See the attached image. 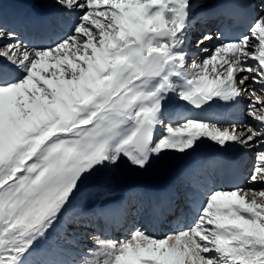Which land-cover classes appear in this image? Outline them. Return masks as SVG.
Segmentation results:
<instances>
[{
  "label": "snow or ice",
  "instance_id": "obj_1",
  "mask_svg": "<svg viewBox=\"0 0 264 264\" xmlns=\"http://www.w3.org/2000/svg\"><path fill=\"white\" fill-rule=\"evenodd\" d=\"M21 2L52 12L10 26ZM225 15L247 30L213 31ZM245 100L248 123L215 111ZM206 142L252 155L244 187L186 190L174 162ZM152 170L172 181L132 184ZM112 215L124 238L79 248ZM0 264H264V0H0Z\"/></svg>",
  "mask_w": 264,
  "mask_h": 264
},
{
  "label": "rangeland",
  "instance_id": "obj_2",
  "mask_svg": "<svg viewBox=\"0 0 264 264\" xmlns=\"http://www.w3.org/2000/svg\"><path fill=\"white\" fill-rule=\"evenodd\" d=\"M198 36H199V31H196L192 35V38H191L192 39V43L189 46V50L192 51V52H194V53H196L199 58H202L205 54L200 53L198 51V49L196 48V45H195V40H196V38ZM246 104H247V101L245 100L239 106V113H237V114L235 113V110H228V109H223V108H218L215 111H216V113L218 115H222V116H224V117H226L228 119H231L232 118V119L236 120L237 122H239V121H244L245 122V121H248V117H247L246 113L243 112L244 106ZM191 115L192 116H199V115H203V114L198 113V112H192ZM244 117H245V120H244ZM238 126H239V123H238ZM207 145H212V144L211 143H208V142L202 144L201 147H200V149L198 150V155H197V157L195 159H192V158H185L183 160L177 159L174 162V165L176 167L186 168V165L189 166V168L187 169L186 174L184 176V180L186 182V185L193 183L194 180H195V174L198 172V170H201L200 167H199L200 166V160H201V158L203 157L205 159H210V158L213 157V156H211L207 152V150H206V146ZM233 149L234 150L237 149V151H239L238 148H233ZM251 163H252V160H251ZM207 170H208V174H209V177H210L211 186L213 187V186L217 185V180H219L218 187H220V185H222L224 183L223 178H221V176H218L215 173H213L212 172V169L208 168ZM192 175H193V179L190 180L191 179L190 177ZM198 175H200V178H201V171L198 173ZM246 176H247V174H246ZM246 176L244 177V179L242 181L245 180ZM187 179H189V180H187ZM171 181H172V174L170 172L163 173V172H160L158 170H152L149 173L144 174L138 180L133 181L132 184L134 186L139 187V188H143V187H147L146 184L148 182H163V183L166 184V182L170 183ZM244 182H246V180ZM194 184H195V186L193 187V190L195 191L197 187H196V183L195 182H194ZM238 185H240L241 187H244L241 184H238ZM148 187H151V186H148ZM151 188H153V187H151ZM227 188H230V187H226V189ZM186 190L187 191L192 190V187L187 186ZM128 193L129 192H127L125 190H119L118 193H117V195L115 196V198L112 201H110V203H116L117 200L120 201L121 199H124V201H125L126 200L125 198L130 194V193L129 194ZM133 194L136 195V194H138V192H133ZM203 198H204V196H203ZM100 206L101 205L98 202L97 203V207H100ZM80 208H81L80 203L74 204L69 209L68 215L71 216V215L79 214ZM141 210L143 211V209H141ZM98 219L99 218H97L95 220V223H96V221ZM101 226H103V225H101ZM78 231L81 233V235L79 237V248H81V249H89V248H92L94 242L91 239L90 233L93 232V231L95 232L96 235L101 236V238H116V239H123L124 238L123 233H120L119 235H115V233H114L113 235L106 236L105 233L103 231H101L100 228L99 229H91V230H88V229H78ZM89 258H91V257H89Z\"/></svg>",
  "mask_w": 264,
  "mask_h": 264
},
{
  "label": "bare ground",
  "instance_id": "obj_3",
  "mask_svg": "<svg viewBox=\"0 0 264 264\" xmlns=\"http://www.w3.org/2000/svg\"><path fill=\"white\" fill-rule=\"evenodd\" d=\"M40 10H42V8L33 9V8L27 6L25 3H9L6 5L5 21L7 23H9L10 26L15 27L16 26L15 19H14V21H12L11 17H15L16 14H18V13H20V14L27 13V14L32 15L33 13L39 12ZM44 10H46V13H48V14H51V12H52L51 9H44ZM18 30H21L22 34H23L22 29H18ZM211 47H212V45H209V48H211ZM235 113L236 114L239 113V107L235 109ZM244 120H245V117H244ZM248 122L249 121H245L244 123H248ZM226 153H228L230 156L227 160H225L223 158V155H225V153H219V154L213 156V157H216L218 159V161H221V163L217 167L213 168V172L217 173V175L222 174L224 181H225L224 182L225 184L232 183V182H234V183L240 182L239 184L245 186L246 182H244L245 180L244 181H242V180L244 179V176L247 174L248 169L251 166L252 155L250 153H242L240 151H237V149L234 150L233 148L230 149ZM201 160L206 161L209 159H205L202 157ZM201 160H200V164H201ZM224 161H227L229 164V167L226 170H225L224 164L222 163ZM234 161H236V163H234ZM188 168H189V166L186 165V169H188ZM205 169H203L202 171H204ZM207 177H208V175H207ZM187 180H189V179H187ZM166 184H169V183L166 182ZM143 188L144 189H155V188H151V187H143ZM129 196L132 197V201H131L132 204H136L135 198L138 195H133V193H130L128 195V197ZM198 198H200V197H198ZM118 202L119 201L117 200L116 203H110V202L109 203H110L111 207L113 209H115V208L119 207ZM127 202L128 201L126 198L125 203H127ZM141 209H143V208H141ZM186 210H187V208H186ZM144 211L146 212V210H143V211L141 210V213L143 212L142 215H145ZM100 219L101 220L99 222V225H103L104 229L106 230V233H109V234H111L113 231L118 234L119 231H116L115 225L121 226V227H119L120 228L119 230H123V233H127L133 224L132 221H129V223H126V226H124V224L122 222L123 218L120 215H112V216L108 217L107 219L101 217ZM88 230H91V229H88Z\"/></svg>",
  "mask_w": 264,
  "mask_h": 264
},
{
  "label": "water",
  "instance_id": "obj_4",
  "mask_svg": "<svg viewBox=\"0 0 264 264\" xmlns=\"http://www.w3.org/2000/svg\"><path fill=\"white\" fill-rule=\"evenodd\" d=\"M207 149L210 151V153L214 154L216 152H218V150L216 148L213 147H207ZM149 185H153V186H160V183H149Z\"/></svg>",
  "mask_w": 264,
  "mask_h": 264
}]
</instances>
